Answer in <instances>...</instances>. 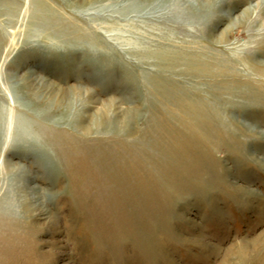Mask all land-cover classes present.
I'll list each match as a JSON object with an SVG mask.
<instances>
[{
	"label": "rangeland",
	"instance_id": "1",
	"mask_svg": "<svg viewBox=\"0 0 264 264\" xmlns=\"http://www.w3.org/2000/svg\"><path fill=\"white\" fill-rule=\"evenodd\" d=\"M48 1L67 19L61 31L85 29L91 43L58 37L56 25L34 26L23 12L18 21L0 17L1 56L10 61L0 72L2 124L29 135L26 147L0 148V213H6L0 237L25 231L10 247L0 243V254L12 253L3 261L264 264V98L211 95L214 79L188 73L180 56L230 65L237 75L223 76V82H250L263 92L264 46L254 41L264 33V0ZM208 18L212 24L203 28ZM157 79L185 92L197 110L212 108L213 129L200 126L201 116L167 113ZM158 114L199 166L196 178L155 175L136 153L159 131L161 126L153 128L162 124L153 121ZM57 134L80 152L82 145L90 147L91 156L116 150L114 141L124 143L122 207L117 192L104 193L113 184L97 186L87 172L68 174V162L51 142ZM93 160L99 157L88 160L95 173ZM8 221L15 225L9 228Z\"/></svg>",
	"mask_w": 264,
	"mask_h": 264
},
{
	"label": "bare ground",
	"instance_id": "2",
	"mask_svg": "<svg viewBox=\"0 0 264 264\" xmlns=\"http://www.w3.org/2000/svg\"><path fill=\"white\" fill-rule=\"evenodd\" d=\"M260 7H262V10H263L262 12L264 13V1L260 3ZM2 8H3V11L0 10V17L1 18H2V16L6 17V18L11 17L13 19L16 18V21H18L21 13L23 12L22 19H26L27 22L35 24L34 26H39V27L46 26L48 29L52 30L53 27H51V26L56 25L55 26L56 29L52 30V32H54L55 35L58 37L65 36V40L72 41L75 44H81V43H85V42L91 43V41H89V38H90V34H92V32L90 33L89 31H87L85 29H83L81 32H79V31H74V30L70 31L67 28H63L61 31L58 27H61L63 22H66L67 19L63 18L62 15L60 14V12L48 0H2L0 2V9H2ZM10 20H9V22H10ZM212 20H213L212 18L206 19L204 21V23L202 24L203 28L204 27L209 28V25L212 24ZM186 29H188V28H186ZM258 37L259 38L256 39L254 42L256 44H259V46H261V48H262V46H264V33L262 35H259ZM2 39H3V36L0 33V41ZM83 39H84V42H82ZM1 47H2V45L0 43V72H1V69L3 67L7 68L10 65V63H9L10 61H8V59L2 58ZM168 53L171 57H173L176 60L181 56L182 57L181 60L183 61L182 64L183 63L185 64V66L187 67L186 70L188 71V73L194 74L198 78L202 77V78L214 79V82H215L214 84L216 85V88L214 89V92L211 93V95L212 94L214 95L217 93L220 94V93L229 91L231 93L238 94L239 96H244L245 98H248V99L250 97H252V98H254V97L264 98V91L262 92L261 90H259L260 89L259 87L252 86L250 82H247V84L246 83L243 84L239 80H224L226 82H223L221 80V78L223 76L224 77L225 76L226 77H232V76L235 77L237 75V73H236L237 69H235L234 67H232L230 65H224L223 63H220L217 66L212 67L206 61H203V58L199 54L193 55V54H189V53L187 54L186 53V54L178 56V55H176L174 50H172V51L170 50ZM257 53H259V52H257ZM159 55H161L162 57L164 56L163 53H161ZM217 78H220V79H217ZM34 82H35V80L30 82V83H34ZM154 82H155V86H156L155 88H156L157 96L160 98L162 97L164 100V101L163 100L162 101L166 102L168 104V107L166 110L167 113L172 114L171 111L173 110L172 111L173 114H175L174 112L176 111L177 114H179V116L181 115L184 118H189V117L192 118V117H200L201 116L202 119L204 120V123L200 126L201 127L203 126V129L205 128V131H209L210 129L211 130L213 129L214 117H215L214 114L215 113L212 111V108H206V106H205L203 108L201 107V110H197L193 100H191L190 98H187V94L185 92L176 91V90L172 89L171 87L165 85V83L162 80L157 79ZM5 91L0 85V94H3L4 96H6ZM174 97H175V100H173ZM165 108H166V106H165ZM172 116H174V115H172ZM161 118L163 119V117H161L159 114L157 115V117L155 116L153 118V121L162 122L161 125L157 124V126H154L153 128H157L160 126L161 127H160L159 131L154 132L155 136L153 137L152 141H149V139L145 138V137H144L145 139H143V140L141 139L142 143L140 142V144H139L140 146L138 147L139 150L136 153L139 152L143 161L148 163L146 165L150 166L151 173H153L155 175L173 174L176 177L180 176L182 178H185V176H186L187 178H192V179L196 178L197 175H200V171L198 170L199 166L196 167L195 164H192L193 162L190 161L191 158H189V156H191V155L188 156V154L186 152L180 150L181 145L179 144V142L178 143L175 142V139H177V138H175L174 132L172 130H169L163 124L164 120H161ZM3 119H5V118L2 117V114L0 112V148L3 147V150H6L7 148L12 147L13 145L15 146L18 143L25 146L26 143L29 141L28 140V138H29L28 130L23 129V130H20L19 134H14V133H17L18 128L14 127L13 128L14 132L11 131L9 124L6 126L4 123L2 124ZM78 120H80V119H78ZM200 126L197 125L196 126L197 129L200 128ZM76 127H78V125ZM80 128L81 127L79 126L78 129H80ZM82 131L86 134L89 132V129L82 128ZM208 134L209 133L207 132V137H208ZM11 136H13V137H11ZM53 138H52L53 140L51 142L58 145V147H59L58 148V154H60V158H64L65 161L68 162L66 165V170H67L68 174H71V176H72L73 173L85 174V172H87V174H89L88 177L90 178L91 182L97 184V186H99L100 184H104V185H109V184L112 185L113 184L115 191L113 190L110 193H109V191H105L104 193H106L105 195H107V194L110 195V194H113L114 192H117L116 194H118V196L115 200L116 205H117V207L123 206L124 188L122 187L123 183L120 180V177L123 174L128 173L127 166L124 163L123 156L121 153L122 150L125 149L124 143L119 142V141H114L115 146L117 147L116 150L114 149L113 151H111V150L110 151L109 150L100 151L101 149H98V150H96L97 152L95 151L96 153H94L91 156L90 152H92V149H90V147L85 148L82 145L83 146V147L81 146L82 152H80V151H78V148H74L71 146V142H69V140L64 139L65 138L64 135L57 134L56 137H53ZM202 139H201V141L204 140V139L203 140ZM210 142H211V140H210ZM209 143H207V144H209ZM96 144H97V142H96ZM101 146H103V145H101ZM210 146H208V147H210ZM103 147H105V146H103ZM130 147H133V146H130ZM129 151H131V150H129ZM131 154L134 156L133 153H130L128 155H131ZM0 155H1V153H0ZM95 157H97V158L99 157V160L98 161H95V160L92 161V164L96 165L95 171H97V172L93 173L91 166L88 165V160L94 159ZM73 160H76V162H74L72 167H70L69 166L71 164L70 162H73ZM163 161H164V163H166L165 165H164ZM21 168H22V166H21ZM25 173H26V171H23L21 173V175H26ZM98 173L103 174L104 181H100L97 179ZM80 176L81 175H76L75 177L78 178ZM165 184H166V186L172 185L167 180H166ZM106 188L109 189V187H106ZM104 197H106V196H104ZM5 215H6L5 212L0 213V216L2 218L5 217ZM117 219H118V217H117ZM9 220L11 221V219H9ZM10 221H8L7 226H9V228H12L11 226H13L15 224L11 223ZM115 221H117V220L115 219ZM120 226H122V224H120ZM13 233H14V231H13ZM24 233H25L24 230L21 232H19L17 230L15 232L16 237L14 236L15 238H12L9 236H7L6 238L0 237V243L5 241L4 243H6V245H8V247H10L9 244L13 243L14 241L17 242V239H18V242H20L21 241L20 239H22L20 237H22L21 236L22 234L25 235ZM6 255H12V253L6 252V254H0V264H2L3 262H5L3 264H12L11 261L9 260L10 257L8 260L5 259V261H3V259Z\"/></svg>",
	"mask_w": 264,
	"mask_h": 264
}]
</instances>
